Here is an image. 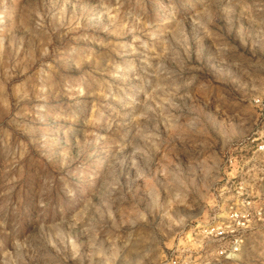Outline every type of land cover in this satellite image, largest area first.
I'll use <instances>...</instances> for the list:
<instances>
[{
    "label": "clouds",
    "instance_id": "obj_1",
    "mask_svg": "<svg viewBox=\"0 0 264 264\" xmlns=\"http://www.w3.org/2000/svg\"><path fill=\"white\" fill-rule=\"evenodd\" d=\"M257 115L264 0H0V264H264Z\"/></svg>",
    "mask_w": 264,
    "mask_h": 264
},
{
    "label": "rangeland",
    "instance_id": "obj_2",
    "mask_svg": "<svg viewBox=\"0 0 264 264\" xmlns=\"http://www.w3.org/2000/svg\"><path fill=\"white\" fill-rule=\"evenodd\" d=\"M174 4L175 7L177 8V10H182V5H183V0H164V5L165 7L169 4ZM209 80H210V83H211V88L209 89V93L202 96V99H205V102L208 103L211 101V95L214 93L215 95H220V88L221 86L218 85L215 81H211V78L209 77ZM255 120L256 121H261V120H264V116L262 115H257L255 117ZM260 142L259 141H256V144H250V148L251 150H254L255 147L259 144ZM249 150V149H244L242 151L241 154L245 155V156H251L252 154V151ZM42 161H39L37 160V166H40L42 165ZM231 170V169H229ZM237 182L239 181V177H235L234 178ZM232 201H228L227 205L225 206V210H227L228 207H230L232 205Z\"/></svg>",
    "mask_w": 264,
    "mask_h": 264
}]
</instances>
